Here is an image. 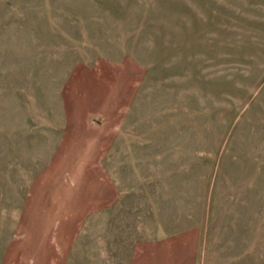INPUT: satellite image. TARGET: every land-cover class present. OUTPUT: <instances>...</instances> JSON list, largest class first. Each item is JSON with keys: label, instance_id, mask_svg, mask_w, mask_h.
I'll use <instances>...</instances> for the list:
<instances>
[{"label": "rangeland", "instance_id": "obj_1", "mask_svg": "<svg viewBox=\"0 0 264 264\" xmlns=\"http://www.w3.org/2000/svg\"><path fill=\"white\" fill-rule=\"evenodd\" d=\"M0 264H264V0H0Z\"/></svg>", "mask_w": 264, "mask_h": 264}]
</instances>
